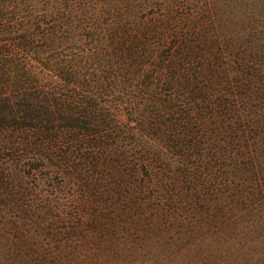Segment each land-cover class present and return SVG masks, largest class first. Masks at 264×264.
<instances>
[{
    "label": "trees",
    "instance_id": "obj_1",
    "mask_svg": "<svg viewBox=\"0 0 264 264\" xmlns=\"http://www.w3.org/2000/svg\"><path fill=\"white\" fill-rule=\"evenodd\" d=\"M0 264H264V0H0Z\"/></svg>",
    "mask_w": 264,
    "mask_h": 264
}]
</instances>
